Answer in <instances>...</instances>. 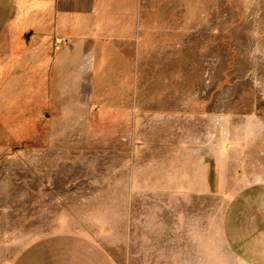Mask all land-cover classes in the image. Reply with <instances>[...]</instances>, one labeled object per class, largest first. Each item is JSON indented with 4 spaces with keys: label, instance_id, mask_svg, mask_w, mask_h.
<instances>
[{
    "label": "rangeland",
    "instance_id": "374dc122",
    "mask_svg": "<svg viewBox=\"0 0 264 264\" xmlns=\"http://www.w3.org/2000/svg\"><path fill=\"white\" fill-rule=\"evenodd\" d=\"M142 19L135 140L30 84L29 37L0 55V264H264V0H142ZM153 141L177 200L133 180Z\"/></svg>",
    "mask_w": 264,
    "mask_h": 264
},
{
    "label": "crops",
    "instance_id": "0c3cea01",
    "mask_svg": "<svg viewBox=\"0 0 264 264\" xmlns=\"http://www.w3.org/2000/svg\"><path fill=\"white\" fill-rule=\"evenodd\" d=\"M142 21V0H0V55L12 52L16 37H29L30 84L42 79L50 86L48 98L58 92L59 100L74 102L87 131H112L115 140L133 134L135 140L147 112L146 95L140 92L146 61ZM55 39L61 41L56 47ZM161 144L165 159L154 150ZM141 145L133 148V180L141 189L161 187L165 197L177 200L172 141L149 142L147 147H153L144 152ZM159 165L164 167L159 170Z\"/></svg>",
    "mask_w": 264,
    "mask_h": 264
},
{
    "label": "built area",
    "instance_id": "2783aa9c",
    "mask_svg": "<svg viewBox=\"0 0 264 264\" xmlns=\"http://www.w3.org/2000/svg\"><path fill=\"white\" fill-rule=\"evenodd\" d=\"M57 44H59V43H57Z\"/></svg>",
    "mask_w": 264,
    "mask_h": 264
}]
</instances>
